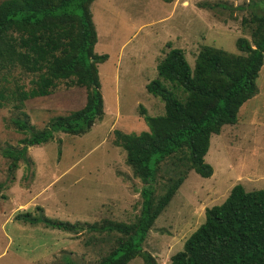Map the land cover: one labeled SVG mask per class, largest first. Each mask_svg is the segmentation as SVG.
Masks as SVG:
<instances>
[{
	"label": "rangeland",
	"instance_id": "1",
	"mask_svg": "<svg viewBox=\"0 0 264 264\" xmlns=\"http://www.w3.org/2000/svg\"><path fill=\"white\" fill-rule=\"evenodd\" d=\"M258 1L95 0L90 5L97 36L93 51L107 55L96 66L102 118L83 135L57 133L44 145L27 147L28 162L19 161L10 175V161L2 151L21 147L18 141L23 138L11 119L23 113L41 130L51 118L81 108L85 90L60 83L50 95L26 100L19 109L4 102L0 108V264H62L64 256L76 264H93L104 256L110 244L103 235H71L19 223L14 217L38 213L39 207L44 216L69 223L133 222L142 184L125 164L124 152L113 145V131H146L138 106L146 116L163 114L162 103L144 86L157 77L155 67L170 48L180 49L190 68L204 45L239 54L235 40L250 42V27L241 24L253 11L247 4ZM6 72L0 63V87L12 89L15 79L17 86L28 87L30 77L15 70L4 83ZM255 85L256 94L239 109L236 123L209 139L204 161L212 168L211 176L187 172L148 231L141 248L156 264H169L203 222L204 209L220 204L232 186L264 189V62ZM171 161L162 163L156 174L157 193L176 175ZM128 264L142 260L135 257Z\"/></svg>",
	"mask_w": 264,
	"mask_h": 264
},
{
	"label": "trees",
	"instance_id": "2",
	"mask_svg": "<svg viewBox=\"0 0 264 264\" xmlns=\"http://www.w3.org/2000/svg\"><path fill=\"white\" fill-rule=\"evenodd\" d=\"M94 1L0 2V63L7 69L2 81L8 82L11 70L30 77L27 88L17 86L16 79L12 89L0 87V108L4 102L19 109L26 100L50 95L60 83L85 90L81 108L51 118L41 130H35L23 113L11 119L23 138L18 141L21 147L2 151L10 161V175L19 161L28 162L27 147L44 145L57 133L83 135L103 116L96 66L107 55L93 51L97 36L90 5ZM247 6L253 11L241 24L250 27V42L235 40L239 54L204 45L190 68L183 52L170 48L155 67L157 77L144 86L147 94L162 103L163 114L146 116L138 106L147 130L137 134L113 131V145L124 152L125 164L142 184L133 222L69 223L44 216L39 207L35 208L38 213L17 214L14 220L71 235L105 236L110 246L93 264H128L135 257L142 264H156L141 248L148 231L187 172L192 170L205 179L211 176L212 168L204 161L210 137L218 135L223 126L234 125L239 109L256 94L255 81L264 62V0ZM170 159L176 175L160 194L155 188L156 174ZM62 261L76 264L67 256ZM169 264H264V189L245 191L239 184L232 186L220 204L204 209L203 222L170 257Z\"/></svg>",
	"mask_w": 264,
	"mask_h": 264
}]
</instances>
